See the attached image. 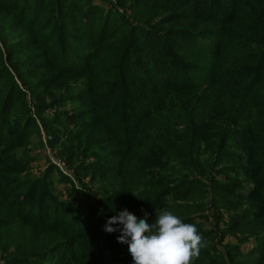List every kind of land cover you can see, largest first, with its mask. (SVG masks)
Instances as JSON below:
<instances>
[{
  "label": "trees",
  "instance_id": "obj_1",
  "mask_svg": "<svg viewBox=\"0 0 264 264\" xmlns=\"http://www.w3.org/2000/svg\"><path fill=\"white\" fill-rule=\"evenodd\" d=\"M96 1L0 0V250L13 248L0 251L1 262L132 264L119 232L104 230L110 218L127 209L151 223L167 209L207 239L191 214L210 198L216 224L226 213L231 234L257 243L249 257L228 247V262L204 247L190 264H264V0H101L110 10ZM130 3L143 25L119 21L118 8ZM37 47L39 59H16ZM24 67L32 97L53 96L37 113L85 118L75 130L54 126L48 143L63 140L70 167L96 156L100 164L73 171L99 179L104 193L74 188L73 203L62 202L34 179L32 158L19 156L40 131L14 79ZM68 78L83 82L73 100L89 104L73 117L53 95Z\"/></svg>",
  "mask_w": 264,
  "mask_h": 264
},
{
  "label": "rangeland",
  "instance_id": "obj_2",
  "mask_svg": "<svg viewBox=\"0 0 264 264\" xmlns=\"http://www.w3.org/2000/svg\"><path fill=\"white\" fill-rule=\"evenodd\" d=\"M95 4L99 6H103L106 10L112 9L109 2L105 3L101 0H97ZM130 6L131 3L127 7L118 8L119 21L122 20L126 28H129L130 25L131 26L143 25L141 23V19L140 18L137 19L135 12L130 8ZM187 23L188 22H183L180 25L186 27ZM159 31L160 29L157 32ZM22 38L30 39V36L26 35L17 39H22ZM0 50L2 51L3 54L6 53L5 52L6 48L4 45H2L1 42H0ZM40 53L41 50L38 47L30 48L25 52L24 51L18 52L16 59H19L21 61H26L28 63V58L33 60L39 59ZM106 54L110 57L111 52L110 53L107 52ZM14 73L15 72L13 70V75H15L14 78L15 81L19 83L21 91L26 93V96H22L23 97L22 99L27 100V104L31 111V115H33L32 117L35 119L40 129V131L37 132L38 134L36 136L34 135L32 136L31 138L32 143L27 148H25V150L21 149L17 151L20 157H26L28 159L32 158L30 166H31V173L34 179L37 181H43L45 183H49L50 189L52 191L51 193H54V195L58 197L60 201L65 203H70V204L73 203V199H72L73 194L71 193V191L72 189L74 190V188H82L88 190L89 193L91 194L98 191L104 193L106 189L101 188V182L99 179L95 180L94 182L91 176H88L84 180H80L74 175V171H73L75 167L80 166L82 163L100 164V161H97L96 156L88 154L85 160L84 158H82L80 163L71 164V166L73 167L72 168L70 167V164L67 162V160L64 158L66 154L59 153V151H61L60 148L62 147L61 144H63V140L61 141V144L57 146H53L48 143L49 135L52 133L54 134L56 131V129H54V126L60 129V131H65L66 129L69 131V130H75L77 129V127H81L83 125L85 118L80 119L73 117L75 115H79V111L82 110L83 107H87L89 105L88 102L73 100L77 95L78 91L83 88L82 86L83 82L80 81L79 83H74V78H68L63 82H61L62 86L60 88H56L53 90V95H55L56 97L58 96L63 97V99H65L66 101L62 104H59L58 109H62L61 111L66 110V112L73 117L72 120H66L64 118L58 117V115H55L54 109L56 108H53L50 111L44 112L42 114L37 113L36 104L44 103V102L51 103L53 96H48L40 100L34 99L32 95H36L38 93V90H34V91L28 90L26 88L28 86L24 87L23 86L24 82L22 78H20L21 73H26V74L30 73L29 69L24 67L21 68L19 73H15V74ZM47 73L48 71H43L39 73V75L30 82L34 83L35 81L42 79L43 77L47 76ZM132 81L138 83V78H134ZM42 118L46 119L48 123H50L51 125H44L42 122ZM82 144L85 145L86 142H83ZM101 155H104V153ZM104 161L105 160H103V162ZM107 162L108 161L106 160L105 163ZM55 168L58 169L56 170ZM58 171H61L64 175H66L69 179H71V182H66L63 178H61L60 175L58 174ZM218 179H222V178L219 176ZM206 183L210 185L209 181H206ZM178 192L179 191L174 193H178ZM39 197L40 195L31 196L26 200V203L31 206H35L39 201ZM172 197L173 195L169 196L168 198L169 201H172ZM90 201L98 202V199L91 198ZM199 202L200 200H197L196 198L189 200V204L194 205V207L197 206ZM202 203L205 205V209L203 210V212L201 213L194 212V214H191V217L194 220L195 219L197 220L196 222H199L203 225L201 228L202 232H208L211 235V238H207V239L203 238L202 243L206 241L207 242L206 247H209L210 251H212L214 255L218 256L221 261L225 260L226 262H228V256H227L228 247L235 249V247L238 246L239 250L244 255L249 257L252 250L256 246L257 240L254 238L248 239V238H244V236L241 235L234 236V234H231L227 229V224L229 222V219L226 213H224L223 220H221L219 224H216L217 219L215 216L217 213L214 206H212L211 204V199L206 198L202 201ZM96 206H98L97 203ZM202 237H204L203 234ZM241 237L244 238L243 242L239 241ZM101 243H102L101 245H105L108 243V240L102 241ZM94 244L97 246V243ZM96 250L97 247L95 251ZM0 251L12 252L13 248L10 247L7 248L6 250H0ZM6 255L7 253L0 252V264H3L1 260Z\"/></svg>",
  "mask_w": 264,
  "mask_h": 264
},
{
  "label": "clouds",
  "instance_id": "obj_3",
  "mask_svg": "<svg viewBox=\"0 0 264 264\" xmlns=\"http://www.w3.org/2000/svg\"><path fill=\"white\" fill-rule=\"evenodd\" d=\"M104 230L119 232L117 242L128 245L132 264H190L207 245L195 224L183 223L167 209L155 213L151 223L147 213L139 218L124 209L107 221Z\"/></svg>",
  "mask_w": 264,
  "mask_h": 264
}]
</instances>
